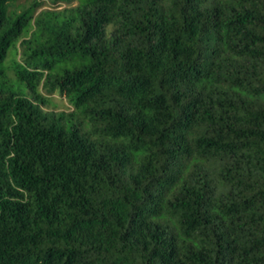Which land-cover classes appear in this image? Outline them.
Here are the masks:
<instances>
[{"label":"trees","instance_id":"obj_1","mask_svg":"<svg viewBox=\"0 0 264 264\" xmlns=\"http://www.w3.org/2000/svg\"><path fill=\"white\" fill-rule=\"evenodd\" d=\"M0 264H264V0H0Z\"/></svg>","mask_w":264,"mask_h":264},{"label":"rangeland","instance_id":"obj_2","mask_svg":"<svg viewBox=\"0 0 264 264\" xmlns=\"http://www.w3.org/2000/svg\"><path fill=\"white\" fill-rule=\"evenodd\" d=\"M15 56H16V54H15V49L11 48L10 53H9V55H8V58H7V61L9 62V60H10L11 58L15 57Z\"/></svg>","mask_w":264,"mask_h":264}]
</instances>
